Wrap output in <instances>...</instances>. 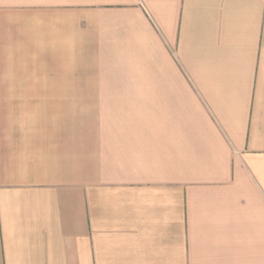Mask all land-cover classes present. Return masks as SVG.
<instances>
[{
	"label": "crops",
	"instance_id": "obj_1",
	"mask_svg": "<svg viewBox=\"0 0 264 264\" xmlns=\"http://www.w3.org/2000/svg\"><path fill=\"white\" fill-rule=\"evenodd\" d=\"M0 264H264V0H0Z\"/></svg>",
	"mask_w": 264,
	"mask_h": 264
}]
</instances>
